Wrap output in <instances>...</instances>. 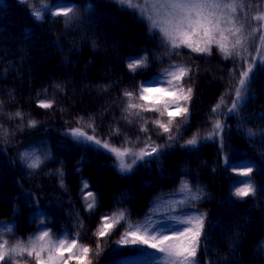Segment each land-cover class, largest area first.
Segmentation results:
<instances>
[{"label":"trees","instance_id":"16d2710c","mask_svg":"<svg viewBox=\"0 0 264 264\" xmlns=\"http://www.w3.org/2000/svg\"><path fill=\"white\" fill-rule=\"evenodd\" d=\"M260 2L251 0L249 15ZM53 5H75L78 13L66 23L63 16L49 14ZM37 10L42 20L34 18ZM163 52L159 37L149 36L146 24L115 0H0V222H14V238L0 239L26 242L38 228L53 234L79 231V243L92 249V264H153L155 250L116 243L127 227L123 222L109 235L95 236L102 216L126 209L133 223L151 217L150 222L163 221L174 229L178 225L168 217L205 213L200 264H264V65L254 68L239 115L229 113L228 107L222 110L223 105L213 113L221 97L224 104L234 98L230 89L238 85L246 60L224 59L215 47L210 56L183 48L171 60L158 59ZM144 53L147 67L130 72L127 63ZM171 62L195 71L183 85L193 89L191 101L181 102L189 108L187 122L176 118L175 139L169 142V134L152 123L147 133L140 131L143 120L161 118L159 113L144 112L133 123L123 119V92L138 91L141 84L164 87L156 80ZM202 83L213 85L210 93L201 90ZM77 95L87 98L86 104L79 103ZM40 101H51L52 107L42 108ZM17 112L22 117L15 116ZM161 119L166 123L168 117ZM33 120L36 126L29 127ZM215 120L229 128L215 139L183 146L197 132L207 136ZM67 126L81 127L116 147L168 146L140 160L130 175H120L112 155L76 142L64 132ZM246 130L256 135L250 137ZM225 149L240 165H223ZM16 150L49 158L29 170L20 155L15 157ZM248 166L254 169L251 179L257 191L241 199L233 192L248 178L232 169ZM57 170L63 172V187ZM82 180L88 182L84 194H96L97 207L91 213L81 196ZM185 181L192 195L202 186L204 198L188 204L189 194L180 191ZM19 264L36 262L25 256Z\"/></svg>","mask_w":264,"mask_h":264},{"label":"snow or ice","instance_id":"6c2138e0","mask_svg":"<svg viewBox=\"0 0 264 264\" xmlns=\"http://www.w3.org/2000/svg\"><path fill=\"white\" fill-rule=\"evenodd\" d=\"M122 10L129 11L147 26V32L151 37H159V44L164 48V52L157 58L179 56L183 48L190 49L193 53L211 55L213 47L222 54L224 59L250 60L247 69L241 73L238 86L230 89L234 91L235 99L229 113L239 115V109L246 99L248 84L252 78L253 70L257 65H264V0L261 6L256 9V15H249L251 10V0H115ZM45 7L48 5L45 3ZM91 7V5H89ZM54 9V10H53ZM78 8L75 5L52 6L49 14L55 18L63 16L68 23L75 18ZM34 18L42 20L40 10H37ZM257 41L259 42L257 45ZM251 51L256 53L251 56ZM148 65V54L144 53L138 58L131 59L127 63L130 72L146 68ZM194 69L185 66L183 63L171 62L168 67L163 68L158 74L156 83L165 85L164 87H145L143 84L138 91L124 90L123 96L126 98V106L123 111V119L128 123H133L137 118H142L144 112H157L160 117L166 114L168 117L165 123L161 118L155 120H143L140 131L148 132L147 125L152 123L168 133V141L175 139L173 125L177 117L182 118L181 123H186L189 116V108L182 106L181 102H190L193 96L192 87L184 88L185 78L190 76ZM59 87V86H57ZM224 104V99L211 111L217 113ZM42 108L52 107V102L40 101ZM172 110H169V109ZM15 116L22 117V113L17 112ZM36 121H29V127H35ZM91 127V125H90ZM178 130V125L176 126ZM225 125L220 120L213 122L212 131L207 136L195 133L190 139L185 141L183 146H196L200 140H212L220 136ZM94 131V128H93ZM251 137L256 133L246 130ZM114 134H119V129L114 130ZM78 143L89 144L98 150H105L107 154L113 156V166L120 175H130L137 161L143 160L146 156L151 157L154 153L168 145L150 146V151L141 149L136 152L131 147L111 146L107 141H101L95 136H90L80 128L72 129L69 133ZM125 145L130 143L125 138ZM222 144V137H221ZM21 160L26 163L29 170L40 167L49 158L44 154V159L40 155H33L26 150L20 154ZM158 158V157H157ZM227 162V161H226ZM233 172L246 177L242 187H236L233 195L238 198L254 196L257 187L251 179L254 169L251 166L244 168H233ZM60 179V186H64L63 172L57 170ZM196 195H192V186L188 182H183L180 191L189 194L188 204L195 203L203 199L206 195L202 186H196ZM88 189V182L81 181V196L84 200L85 210L89 213L95 211L97 207L96 194ZM159 202V198L157 199ZM180 203H185L181 201ZM126 209H118L110 215L102 216V223L94 233L95 236L103 238L109 235L112 230L123 222L127 225L125 232L116 242L118 245H143L155 250L157 255L154 264H200L198 252L201 246V237L204 230L205 213L196 215L171 216L168 217L178 227L171 230V234H166L165 230L158 225L153 226L151 217H146L144 222H131ZM39 223L43 224V221ZM77 227L83 228L82 222ZM10 236L14 238V229L7 222H0V237ZM80 232L74 235L70 232L53 234L44 228H38L36 233L28 237L27 241H18L10 244L8 240L0 239V264H19L25 256L35 259L36 264H92L89 255L92 249L79 243ZM100 245L97 244V255Z\"/></svg>","mask_w":264,"mask_h":264},{"label":"rangeland","instance_id":"374dc122","mask_svg":"<svg viewBox=\"0 0 264 264\" xmlns=\"http://www.w3.org/2000/svg\"><path fill=\"white\" fill-rule=\"evenodd\" d=\"M261 6V2L257 5V7H256V9L257 8H259ZM257 14V11L254 13V15H256ZM258 41H257V45H258ZM250 54H251V56H255L256 55V53L254 52V51H251V49H250ZM248 62H250V60H246V67H245V70L247 69V64H248ZM101 69V67L99 68V70ZM101 71H105V70H103V69H101ZM213 85H210L209 83H202L201 84V86H200V88H201V90H203L204 92H208V93H210L211 92V87H212ZM238 86V85H237ZM77 87H78V85H76V89H77ZM151 88H155V86H150ZM74 91H75V89H74ZM93 97H90V99H89V101H93ZM235 99V96H234V98L231 100V101H228V102H226L225 104H223V106H222V110H224L223 109V107H228L227 108V110L231 107V103H232V101ZM85 100H87V98H85ZM85 100H81V98H80V96L79 95H77V101L79 102V103H82L83 102V104H86V101ZM94 100H96L97 101V99H94ZM89 104H93L94 106H98V105H100L99 104V102H89L87 105H89ZM225 108V109H226ZM75 128H80V129H82L84 132H86L88 135H90V136H95L97 139H100L101 141H107L111 146H115V145H113V144H111L108 140H105V139H102L101 137H99V136H97V135H95V134H93V133H89V132H87V131H85L83 128H81V127H78V126H67V127H65L64 128V132H66V133H70L71 132V130L72 129H75ZM229 128V124H226L225 125V127H224V129H223V131H222V133H224L227 129ZM116 147V146H115ZM142 149H147V150H149L150 151V149H148V148H142ZM136 152H139L141 149H134ZM229 150V149H228ZM227 149H225L224 150V152L222 153V156H221V158H222V163H223V165L224 166H231V165H233V164H235V163H237L236 162V160H234L233 158H232V154L231 153H229V151H228ZM14 155H15V157H17V158H19V155H20V150H16L15 152H14ZM148 156H146L145 158H147ZM140 161V160H139ZM139 161H137V163L139 162ZM227 161V162H226ZM136 163V164H137ZM237 164H239V163H237ZM240 165V164H239ZM136 165H134V167H135ZM100 181V180H99ZM184 217H186V216H184ZM161 222H163V221H154V224H153V226L155 227V226H159L161 229H163V230H165V233L166 234H171V230L172 229H169L168 227H166L165 225H164V223H161ZM7 224L9 225V226H12V224H13V221H7ZM154 264V263H153Z\"/></svg>","mask_w":264,"mask_h":264}]
</instances>
